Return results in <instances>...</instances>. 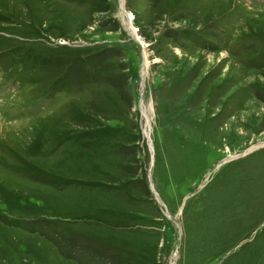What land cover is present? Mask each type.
<instances>
[{
	"label": "rangeland",
	"instance_id": "1",
	"mask_svg": "<svg viewBox=\"0 0 264 264\" xmlns=\"http://www.w3.org/2000/svg\"><path fill=\"white\" fill-rule=\"evenodd\" d=\"M122 1L0 0V264H264V0Z\"/></svg>",
	"mask_w": 264,
	"mask_h": 264
},
{
	"label": "bare ground",
	"instance_id": "2",
	"mask_svg": "<svg viewBox=\"0 0 264 264\" xmlns=\"http://www.w3.org/2000/svg\"><path fill=\"white\" fill-rule=\"evenodd\" d=\"M122 0H121V6H122ZM126 14V13H125ZM126 16H127V14H126ZM128 16H130V15H128ZM126 19H127V21H129L130 19H128L127 17H126ZM128 24H129V22H127ZM131 30H133V29H131ZM132 34H133V32H131ZM10 139V138H9ZM15 142H16V140H15ZM12 156V155H11Z\"/></svg>",
	"mask_w": 264,
	"mask_h": 264
}]
</instances>
